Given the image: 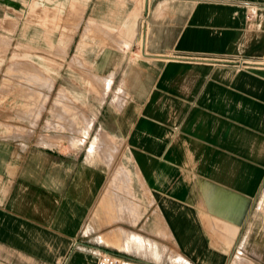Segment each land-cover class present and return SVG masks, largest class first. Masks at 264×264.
<instances>
[{
  "label": "crops",
  "instance_id": "obj_1",
  "mask_svg": "<svg viewBox=\"0 0 264 264\" xmlns=\"http://www.w3.org/2000/svg\"><path fill=\"white\" fill-rule=\"evenodd\" d=\"M87 1L29 0L19 37L51 47ZM83 20L130 49L78 88L73 145L0 134V264H264V0H94Z\"/></svg>",
  "mask_w": 264,
  "mask_h": 264
},
{
  "label": "rangeland",
  "instance_id": "obj_2",
  "mask_svg": "<svg viewBox=\"0 0 264 264\" xmlns=\"http://www.w3.org/2000/svg\"><path fill=\"white\" fill-rule=\"evenodd\" d=\"M28 1L0 0V134L17 136L34 132L39 137L45 134L50 138L49 133L60 131L62 143L73 145L86 120L75 103L76 94L83 93L78 88H92L99 94L98 89L105 84L104 51L130 48L125 43L116 45L104 41L110 37L118 38L122 33L112 31L107 34L99 26L85 30L83 19L94 0H88L86 7L76 10L74 15L58 20L57 30L62 27L66 35L58 42L55 33L50 37L53 40H49L51 47H47L48 42L42 35L32 36L33 40H29L30 35L21 38L18 35L20 25L25 21L36 22V17L28 13ZM79 15L82 19L70 32ZM67 35H70L69 41ZM78 44L83 46L74 57ZM91 141L94 139H89V143ZM259 222L264 227V218ZM257 241L264 243V236H253L252 242ZM242 253L246 255V251ZM253 263L260 264L248 256H241L237 261V264Z\"/></svg>",
  "mask_w": 264,
  "mask_h": 264
},
{
  "label": "built area",
  "instance_id": "obj_3",
  "mask_svg": "<svg viewBox=\"0 0 264 264\" xmlns=\"http://www.w3.org/2000/svg\"><path fill=\"white\" fill-rule=\"evenodd\" d=\"M117 260L106 253H101L96 257V264H116Z\"/></svg>",
  "mask_w": 264,
  "mask_h": 264
},
{
  "label": "bare ground",
  "instance_id": "obj_4",
  "mask_svg": "<svg viewBox=\"0 0 264 264\" xmlns=\"http://www.w3.org/2000/svg\"><path fill=\"white\" fill-rule=\"evenodd\" d=\"M49 21V20H48ZM1 25V24H0ZM49 26V25H48ZM103 28V27H102ZM85 30H86V28H85ZM0 40H2V39H0ZM5 43V42H4ZM7 43V42H6ZM5 45V44H4ZM7 46V45H6ZM2 48H3V46H1ZM37 83V82H36Z\"/></svg>",
  "mask_w": 264,
  "mask_h": 264
}]
</instances>
